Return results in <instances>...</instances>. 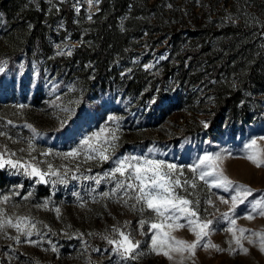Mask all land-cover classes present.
Returning a JSON list of instances; mask_svg holds the SVG:
<instances>
[{
	"label": "rangeland",
	"instance_id": "374dc122",
	"mask_svg": "<svg viewBox=\"0 0 264 264\" xmlns=\"http://www.w3.org/2000/svg\"><path fill=\"white\" fill-rule=\"evenodd\" d=\"M175 1L184 13L191 10L197 19H215L218 26L229 21L243 20L251 29L253 36L264 29V10H261L264 9V3H261L262 0H258L257 3L262 5L259 10L250 2L251 0H240V2H236L237 0H217L214 4L213 0ZM46 2L49 4V8L54 5L55 0H46ZM98 3L95 0L92 4H89L88 0H71L75 15L83 14L86 19L95 12ZM232 4L237 11L235 15L232 13ZM165 6V8L170 7L169 4H165ZM60 29H63V23L59 18H56L51 26V33L49 34L51 50L47 53L46 58L66 57L68 56L67 53L71 52L79 43L77 38L71 37L70 31L61 34ZM166 41L167 38L164 37L159 46L150 50L145 41V36H141L138 45L128 50L129 63L140 65L141 68L148 70L154 78L159 77L162 70L161 64L168 57L169 48L156 49ZM187 41L188 39L182 40L181 46L183 48ZM41 59L42 63H45L43 56ZM146 65H151V67L146 68ZM188 65L189 61L186 60L185 67ZM0 66L4 67V71L0 72V79L5 78L4 83H11L10 77L14 76L18 87L21 83V71L8 69L3 62H0ZM124 73L125 71L122 72V74ZM31 78L32 80L28 83L34 85L37 79L35 71L31 72ZM62 83L58 74L47 65L41 83L42 100H47V107L36 108L31 114L25 108L17 107L21 104L26 105L27 100L15 94L17 99L13 98L11 103L0 105L2 130H6L13 139L23 137L26 140L32 134L25 133L23 127L27 120L33 121L39 136L35 140L38 151L32 155L38 160H50L56 166L68 164V161L55 155L44 157L40 155V151L49 149L53 153L70 151L79 144L81 138L105 124L110 115L119 118L115 122L120 125V139L118 141L119 147L115 153L116 157L147 155L154 159L164 160L166 163L183 166L185 177L192 178L193 174L188 170V166L197 163L198 158L207 153H221L223 159L220 167L225 175L237 184L247 185L253 190V196L248 198V202L239 205L236 209L237 226L251 229L253 232H264V217L256 216L252 220L244 218L250 209L249 202L264 195V167L257 168L244 158L246 151L244 145L253 139L257 140L254 150L264 154V140L260 139V137H264V90L251 88L242 91L238 107H243L241 117L244 121V128H241L239 121L235 127H232V123L223 120L218 122L213 132L214 139L205 134L198 138H194V136L180 137L175 142L176 135L180 134L185 126L201 125L204 127V123L208 122L213 103L204 79L200 82L186 84L170 77L162 86L163 96L160 101L155 99L159 89V82H157L155 89L151 92L152 97L148 98L145 104H139V111L144 115L148 112L162 114V118L157 122L142 118V122H136L137 125L127 126L122 114L116 115L109 112L105 116V120L96 128L84 130L85 128L80 129L79 125L73 123L71 127L74 129L69 128L65 134L53 133L54 129L60 127V121L66 116V113L60 111L59 108H54L52 101L59 96L61 99L58 103L73 108L75 96L72 92L71 83L67 80ZM31 92L32 89H24L25 96ZM7 96L9 93L0 95V100L6 99ZM101 102L105 107L109 105L103 100ZM125 105L132 114L131 109L135 108V103L126 102ZM9 118L19 120L20 123L15 124L13 122L15 127L8 125ZM115 123L109 122V126L115 127ZM147 136L152 137L153 140L149 145H135L125 149L120 147L121 143L126 140ZM0 141L6 143L13 151L26 147V143L14 144L4 137H0ZM149 149L155 151L149 152ZM17 155L23 156L24 159L29 158L26 153L17 152ZM70 166L75 167L74 165ZM41 167L46 169L47 165L42 164ZM89 167L91 171H88ZM112 167L114 165L111 161L103 164L89 162L82 164L80 171L76 174L78 176H97L98 174L102 175ZM60 171L63 172V168ZM197 182L199 187L194 190L197 196L189 198H199L200 215L216 221L212 225L215 231L206 239L219 245L223 251H216L211 248L205 250L200 247L196 250L195 255L188 256L185 254L187 258L183 259V264H264V252L260 251L258 245L249 244L247 240L242 241L244 247L248 249L247 254L240 250L235 252L229 250L230 247L235 248L236 245L232 243L230 246L229 241L232 239V234L224 231L229 225L222 219H218L217 209L219 212H225L230 205L220 203L217 197L223 196L230 200L231 193L216 188L208 191L202 182ZM20 185L22 187H17ZM45 186L48 189L47 194H45ZM113 187H115V182H102L97 186L92 180H72L70 177L67 184L57 183L53 187L51 184H36L34 179H29L21 174H11L8 169H0V195H11L14 189L19 192V195L12 197L11 204L5 206L9 214L14 212L17 215H30L39 222L37 228L43 234L42 238L35 235L31 238L41 240L38 247L23 242L17 244L15 241L0 238V264H115L119 257L112 254V246L106 240L98 243L90 241L93 234H99L102 237L112 235L119 238L118 234L112 233L113 226L131 232L136 240L141 241L139 251L144 254L138 256L136 260L128 261V264H179L181 260L179 253H172L174 260L169 261L164 255H156L149 251L151 233H148L147 225L143 231L148 234H140L139 220L152 217L154 214L151 210L141 213L138 208L132 210L115 197L106 198L101 195ZM92 189L95 191L93 192ZM189 191L193 190L189 189ZM29 192L32 193L31 197L27 200L23 199ZM74 193L79 194V199ZM124 198L127 199V197ZM209 198L213 200L215 207L206 203ZM49 199L51 202L47 209L36 207V205H42L45 200ZM134 202L129 200L128 204L131 205ZM13 204L18 205V207H12ZM57 207L60 209L59 217L55 211ZM127 221L131 223L128 224L127 228H124ZM164 231L189 242L195 240V236L188 231L187 227L179 230L165 227ZM8 232L10 235H16L12 229H9ZM245 235L250 236L251 234L246 233ZM252 238L258 239L257 237ZM53 245L58 249L57 252L51 250ZM92 249H99L100 251H92Z\"/></svg>",
	"mask_w": 264,
	"mask_h": 264
},
{
	"label": "trees",
	"instance_id": "16d2710c",
	"mask_svg": "<svg viewBox=\"0 0 264 264\" xmlns=\"http://www.w3.org/2000/svg\"><path fill=\"white\" fill-rule=\"evenodd\" d=\"M216 1L213 0V4ZM250 2L258 10L262 8L258 0ZM165 4L170 7L165 8ZM48 6L46 0H0V62L8 69L21 71L18 87L14 76L10 77L11 83L0 79V95L9 93L6 99L0 100V105L11 103L18 94L26 98L25 109L31 114L36 108L47 107V100H42L41 83L48 65L58 74L61 83L66 80L71 83L74 100L78 101L68 123L54 129L53 133L65 134L69 128L74 129L73 123L84 130L96 128L109 112L122 114L127 126L137 125L142 118L157 122L162 114L148 112L144 115L139 111V104H145L152 97L157 82L159 89L155 99L160 101L162 86L173 77L186 84L204 79L213 103L207 128L185 126L174 141L205 134L214 139L213 132L219 121H228L232 127L239 121L244 128L243 107H238L244 89L264 90V29L253 36L243 20L218 26L215 19H197L191 10L184 13L175 0H99L97 9L89 16L91 19L84 18L83 14L75 15L71 0H55L53 6ZM232 6L235 15L237 11L234 4ZM56 18L63 23L61 34L70 31L71 37L77 38L79 43L71 55L46 58L51 50L49 34ZM141 36H145L150 50L167 38L166 43L156 49L169 48L159 77L154 78L140 65L129 63L128 50L138 45ZM185 39L188 41L183 48ZM186 60L189 61L187 67ZM32 71L37 78L34 85L28 83L32 80ZM25 88L32 89L27 96ZM101 100L109 105L105 107ZM126 102L135 103L132 114ZM9 120L20 123L16 119ZM25 123L36 128L31 120ZM23 130L32 134L27 127ZM152 141L149 136L139 137L122 142L120 147L146 146ZM44 190L47 194L46 186ZM90 241L105 240L93 234Z\"/></svg>",
	"mask_w": 264,
	"mask_h": 264
},
{
	"label": "snow or ice",
	"instance_id": "6c2138e0",
	"mask_svg": "<svg viewBox=\"0 0 264 264\" xmlns=\"http://www.w3.org/2000/svg\"><path fill=\"white\" fill-rule=\"evenodd\" d=\"M94 0H88L92 4ZM98 3V0H95ZM79 11V9H77ZM91 19V17H89ZM71 55L69 51L67 53ZM163 59V57H161ZM146 68L151 65H146ZM4 71V67L0 66V72ZM71 91V89H69ZM60 97L57 96L52 101L54 108H59L60 111L66 113V116L61 119L60 126L64 127L74 115L75 109L58 103ZM73 103H78L73 102ZM20 109L26 105H18ZM118 117L110 115L105 124L85 135L79 141V144L68 152L53 153L51 149L47 151H40V155L48 157L55 155L62 160L68 161V164L54 165L50 160H38L32 153L38 151L35 140L39 136L37 129L31 124H25L24 127L30 129L32 135L26 140L23 137L13 139L3 125H0V137L12 143H26V147H21L13 151L6 143L0 141V169H8L11 174H21L29 179H34L36 184H51L53 187L57 183L67 184L69 177L72 180H92L97 186L102 182H115V187L110 191L103 192V197H115L119 202L132 210H138L144 213L146 210H151L154 214L148 219L139 220V229L141 235L151 233V243L149 251L156 255H164L169 261L174 260L172 253H179L181 260L179 264H183V259L188 256L195 255L198 248L203 247L205 250L211 248L216 251H223L219 247L206 238L209 237L215 229L212 227L214 219H208L200 215V200L199 198L190 199L189 197L197 196L194 191L199 187L197 181L203 183L208 191L211 189H222L231 193L230 200L223 196H218L220 203L230 205L228 210L219 213L218 219H222L229 226L224 229L225 232L232 234V239L229 241L231 246L235 243L236 247L231 248V252L240 250L247 254L248 249L244 247L242 241L247 240L249 244L258 245L260 251L264 252V232H253L251 229H246L237 226V217L235 215L236 209L239 205L248 202V198L253 196V190L247 185L237 184L225 175L223 169L220 167L223 159L221 153H207L198 158V162L188 166V170L193 174L192 178H186L184 167L166 163L164 160H158L149 156L125 155L123 157H116L115 153L119 147L118 141L120 139V125L115 123ZM109 122L115 123V127L109 126ZM8 125L15 127L11 120L7 121ZM207 128L208 124L204 123ZM264 140V137H260ZM257 145V140L253 139L244 145L245 156L250 163L255 167H264V154L254 150ZM154 149H149V152H154ZM17 152L26 153L29 157L24 159L23 156H18ZM111 161L114 165L102 175L97 176H78L76 173L80 171L82 164L95 162L96 164H103ZM46 164L47 168L41 167ZM74 165L75 167H71ZM63 168V172L60 169ZM88 171H91L89 167ZM55 178V179H53ZM22 187V185L17 186ZM192 189L193 191H189ZM94 192L95 189H92ZM19 195L18 191L13 190L11 195H0V238L15 241L17 244L23 242L33 246H40L41 240L31 239L34 235L42 238L43 234L37 228L38 221H35L30 215H17L16 213L9 214L7 205L11 204L12 197ZM29 192L23 199L27 200L31 197ZM79 199V194L74 193ZM124 197H127L125 199ZM135 201L129 205L128 201ZM49 200H45L42 205L36 207L48 208ZM210 206L215 207L211 198L206 201ZM250 203L248 214L244 217L248 220L254 219L256 216L264 217V195H261ZM18 207V205H12ZM83 207V204H81ZM57 216L59 217L60 209L55 208ZM183 221V223H181ZM130 221L125 222L124 228H127ZM145 225L148 226V233L143 230ZM45 227H47L45 225ZM165 227L172 230H179L187 227L188 231L195 236V240L189 242L184 239H179L170 235L168 231H164ZM12 229L16 235H10L8 230ZM112 233L118 234L119 238L112 235H105L102 238L112 246L111 252L119 257L115 264H128V261L136 260L138 256L143 255L140 252L141 241L136 240L131 232L122 230L121 227L113 226ZM239 233V235H237ZM250 233L251 235H245ZM257 237L258 239H253ZM23 238V240H22ZM167 249V250H165ZM51 250L57 252L55 245ZM92 251H100L99 249H92Z\"/></svg>",
	"mask_w": 264,
	"mask_h": 264
}]
</instances>
